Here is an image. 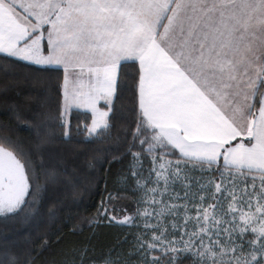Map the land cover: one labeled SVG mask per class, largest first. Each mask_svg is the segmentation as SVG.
<instances>
[{"label": "snow or ice", "instance_id": "6c2138e0", "mask_svg": "<svg viewBox=\"0 0 264 264\" xmlns=\"http://www.w3.org/2000/svg\"><path fill=\"white\" fill-rule=\"evenodd\" d=\"M0 54L5 79L17 70L8 58L40 68L62 66L59 126L67 129L70 109L83 108L92 117L87 133L97 138L110 128L122 62L139 65L142 126L133 141L151 154L153 166L144 179L156 187L141 182L135 163L130 171L152 208L136 213L146 218L145 233L126 255L113 248L97 261L84 247L78 260L64 264H161L160 257L147 259L155 251L169 264H184L186 257L193 264H264V0H0ZM0 140L11 144L10 137ZM174 150L180 153L175 161L167 158ZM132 156L138 162L141 153ZM188 163L193 169L218 166L219 180L200 184L206 195L198 202L185 183ZM30 168L31 161L22 162L0 143V218L35 205L40 188ZM220 168L229 176L256 175L250 186L238 188L235 181L225 183ZM178 183L183 196L170 194ZM180 209L183 223L173 222L169 231L165 219H179ZM116 222L130 225L134 218ZM147 231L150 240L143 238ZM0 264L21 261L6 251Z\"/></svg>", "mask_w": 264, "mask_h": 264}, {"label": "trees", "instance_id": "16d2710c", "mask_svg": "<svg viewBox=\"0 0 264 264\" xmlns=\"http://www.w3.org/2000/svg\"><path fill=\"white\" fill-rule=\"evenodd\" d=\"M44 43L46 45V41ZM8 59L14 60L17 70L7 79L0 75V137H10L11 144L2 140L0 143L15 151L22 162L31 161L28 172L37 177L40 193L35 205L19 216L0 218V258L7 251L16 253L21 264H64L66 260H78L84 247L90 249L88 255L97 261L109 249L115 248L125 255L134 250L135 238L145 233L146 221L145 217L136 215L137 210L148 208L152 211V208L144 202V190L137 187V178L132 176L130 166L135 163L137 172L142 173L139 178L147 188L156 187L152 181L144 179L153 166L151 154L142 151L138 140L133 141L137 126H142L138 106V63L122 62L117 98L108 117L110 128L97 138L87 133L86 126L92 117L86 110L70 109L67 117L70 126L67 129L59 126L61 68H40ZM99 107L107 109L103 103ZM49 117L53 119L49 121ZM66 130L69 132L67 138L64 137ZM133 152L141 153L138 162L133 160ZM167 158L175 161L180 153L174 150ZM217 167L209 168L205 164L193 169L191 163L187 164L190 179L185 183L191 186L190 195H195L197 202L200 195H206L199 191L200 184L219 180ZM220 171L225 172V183L235 181L238 188H243L245 183L250 186L251 176L256 175L246 174V179L245 175L229 176L223 168ZM255 183L259 185L258 178ZM176 192L184 195L179 183L170 189V194ZM169 203L187 202L171 200ZM189 214L195 215L194 210ZM183 215L184 210L180 209L179 219L171 216L165 219L169 231L173 222L183 223ZM125 216H132L134 223L116 222ZM89 221L93 223L89 225ZM148 222L156 223L155 219ZM151 236L152 232L147 231L143 238L150 240ZM153 256L160 257L161 264H169L170 258L159 251L149 253L147 259L151 261ZM130 259L136 261L140 257ZM184 264H193V261L186 257Z\"/></svg>", "mask_w": 264, "mask_h": 264}, {"label": "crops", "instance_id": "0c3cea01", "mask_svg": "<svg viewBox=\"0 0 264 264\" xmlns=\"http://www.w3.org/2000/svg\"><path fill=\"white\" fill-rule=\"evenodd\" d=\"M138 63V62H137ZM59 68H61L62 70H63V67L61 66V67H59ZM64 75H65V73H64V71H63V79H64ZM138 79H139V73H138ZM62 83H63V81H62ZM100 103H103L104 104V101H100ZM99 103V104H100ZM98 104V105H99ZM139 106V105H138ZM80 109H82V110H85V109H83V108H80ZM101 109H103V108H101ZM103 110H105V109H103ZM239 139V138H238ZM237 141H233V144H235ZM178 151V150H177ZM179 152V151H178ZM222 162H223V159H222V157H221V159H220ZM223 164V163H222Z\"/></svg>", "mask_w": 264, "mask_h": 264}, {"label": "rangeland", "instance_id": "374dc122", "mask_svg": "<svg viewBox=\"0 0 264 264\" xmlns=\"http://www.w3.org/2000/svg\"><path fill=\"white\" fill-rule=\"evenodd\" d=\"M64 80V79H63ZM62 85H63V83H62ZM62 101H63V90H62ZM105 104V103H104ZM98 107H99V105H98ZM90 124H91V122H90ZM89 124V125H90ZM219 163H223L221 160L219 161Z\"/></svg>", "mask_w": 264, "mask_h": 264}]
</instances>
